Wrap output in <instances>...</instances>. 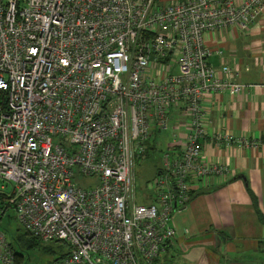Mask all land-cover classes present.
<instances>
[{"label": "built area", "instance_id": "1", "mask_svg": "<svg viewBox=\"0 0 264 264\" xmlns=\"http://www.w3.org/2000/svg\"><path fill=\"white\" fill-rule=\"evenodd\" d=\"M263 14L264 0H0V193L26 233L67 246L56 264H155L173 244V215L227 173L202 141L253 146L207 136L204 99L251 87L208 64L205 36ZM173 111L185 134L137 204V163Z\"/></svg>", "mask_w": 264, "mask_h": 264}, {"label": "crops", "instance_id": "2", "mask_svg": "<svg viewBox=\"0 0 264 264\" xmlns=\"http://www.w3.org/2000/svg\"><path fill=\"white\" fill-rule=\"evenodd\" d=\"M159 1L166 6L183 0ZM205 45L212 51V68L227 66L235 80L251 87L240 96L204 99L207 136L229 135L253 146L202 141L206 161L227 173L209 179L207 187L173 215L175 239L155 264H264V224L252 198L264 217V14L245 31L206 35ZM173 113L171 135L183 137L184 120Z\"/></svg>", "mask_w": 264, "mask_h": 264}, {"label": "rangeland", "instance_id": "3", "mask_svg": "<svg viewBox=\"0 0 264 264\" xmlns=\"http://www.w3.org/2000/svg\"><path fill=\"white\" fill-rule=\"evenodd\" d=\"M171 125L165 132H157L152 135L149 145L151 149L148 151L147 156L142 159L136 166V202L140 203V199H148L153 193V188L150 182L156 177V172L161 169L164 154L166 153L167 146L171 143ZM92 183V181H89ZM149 182V184H148ZM2 183H0L1 187ZM7 188L10 189L9 184ZM7 189V190H8ZM0 232L7 230L11 235L19 230L22 232V228L16 219L14 210H10L0 221ZM3 229V230H2ZM45 245V244H44ZM48 247L55 248L54 244L47 245ZM42 245H39L37 249L27 250L24 254L23 264H51L54 257L50 256L46 252H43Z\"/></svg>", "mask_w": 264, "mask_h": 264}, {"label": "trees", "instance_id": "4", "mask_svg": "<svg viewBox=\"0 0 264 264\" xmlns=\"http://www.w3.org/2000/svg\"><path fill=\"white\" fill-rule=\"evenodd\" d=\"M150 149H151V146L148 144L147 153ZM146 156H147V154H146ZM158 173H159V170L156 172V175ZM135 177H136V172H135ZM150 182H152V180ZM148 184H149V182H148ZM252 198H253V204L255 206V211H256L257 217H258L259 221L261 222V224H264V217H262V215H261V213H260V211L256 205V201H255L254 197H252ZM8 199L9 198H8L7 194H1L0 193V221H1V218L4 217L10 210H13L7 202ZM147 202H148L147 199H140L141 204H146ZM0 227H1V225H0ZM3 233L6 235L8 243H9V247H10V249L14 255V259H15L14 264H23L24 254L26 253V251L32 250V249H37L39 247V245L44 246V247H42L43 252H46L50 256L54 257L51 264L58 263L59 261L66 258L70 253L69 249L67 248L66 245L59 243V242H55V243H52L56 246L55 248L48 247L47 245L42 244L39 240H37L36 238H34L31 235H29L28 233H26L23 229H22V232L17 230L14 233V235L9 234L7 232V230H5V229L3 230Z\"/></svg>", "mask_w": 264, "mask_h": 264}]
</instances>
